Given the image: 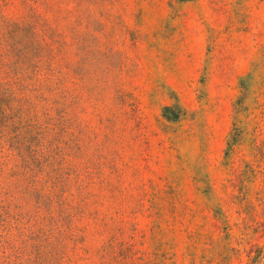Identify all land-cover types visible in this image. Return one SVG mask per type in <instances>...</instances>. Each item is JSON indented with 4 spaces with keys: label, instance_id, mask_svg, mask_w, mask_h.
I'll return each mask as SVG.
<instances>
[{
    "label": "rangeland",
    "instance_id": "obj_1",
    "mask_svg": "<svg viewBox=\"0 0 264 264\" xmlns=\"http://www.w3.org/2000/svg\"><path fill=\"white\" fill-rule=\"evenodd\" d=\"M12 2L3 81L104 189L69 264H264V0Z\"/></svg>",
    "mask_w": 264,
    "mask_h": 264
},
{
    "label": "trees",
    "instance_id": "obj_2",
    "mask_svg": "<svg viewBox=\"0 0 264 264\" xmlns=\"http://www.w3.org/2000/svg\"><path fill=\"white\" fill-rule=\"evenodd\" d=\"M13 4L0 0V264H69L72 252L86 241L90 224L85 219L99 214L93 207L104 189L81 180L72 192V169L65 167L61 147L66 118L24 116L21 103L15 104L14 84L3 81L10 74L5 46L10 39L18 44L25 20L22 12L18 21L8 19ZM28 27L35 32V23ZM116 241V233L109 234L98 250L99 264H112L107 259Z\"/></svg>",
    "mask_w": 264,
    "mask_h": 264
}]
</instances>
